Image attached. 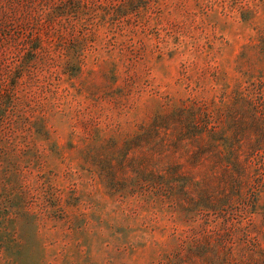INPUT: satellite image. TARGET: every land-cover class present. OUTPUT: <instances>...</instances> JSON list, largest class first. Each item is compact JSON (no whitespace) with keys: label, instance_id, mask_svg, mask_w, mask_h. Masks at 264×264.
<instances>
[{"label":"rangeland","instance_id":"374dc122","mask_svg":"<svg viewBox=\"0 0 264 264\" xmlns=\"http://www.w3.org/2000/svg\"><path fill=\"white\" fill-rule=\"evenodd\" d=\"M0 264H264V0H0Z\"/></svg>","mask_w":264,"mask_h":264}]
</instances>
